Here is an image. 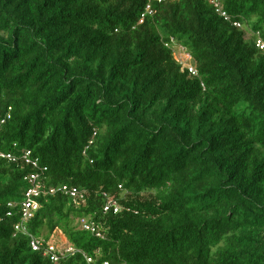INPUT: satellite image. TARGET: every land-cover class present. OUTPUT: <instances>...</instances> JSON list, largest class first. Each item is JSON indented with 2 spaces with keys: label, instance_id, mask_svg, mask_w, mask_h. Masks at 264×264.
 I'll return each instance as SVG.
<instances>
[{
  "label": "trees",
  "instance_id": "16d2710c",
  "mask_svg": "<svg viewBox=\"0 0 264 264\" xmlns=\"http://www.w3.org/2000/svg\"><path fill=\"white\" fill-rule=\"evenodd\" d=\"M148 1L0 0V154L85 193L41 197L27 226L65 235L54 263L9 208L34 169L0 158V264H264V0L165 2L141 24Z\"/></svg>",
  "mask_w": 264,
  "mask_h": 264
},
{
  "label": "built area",
  "instance_id": "2783aa9c",
  "mask_svg": "<svg viewBox=\"0 0 264 264\" xmlns=\"http://www.w3.org/2000/svg\"><path fill=\"white\" fill-rule=\"evenodd\" d=\"M173 1L176 0H149L141 15L140 23L143 24L147 18L154 17L156 14L155 6L157 4ZM215 7L226 21L230 20L229 16L224 11H222V8H220L218 4H215ZM236 26L241 28L240 24H236ZM167 47L173 50L177 62L183 67V71L188 70L192 76H198L195 61L187 48L179 44L175 39H172L171 43L167 44ZM257 47L262 52H264V41L261 38L258 39ZM8 119H10V116H8ZM6 122L7 121L5 119L0 125L3 126L6 124ZM2 126H0V132ZM21 157L22 158L20 159V157L13 153L0 154V158L12 164H17L23 160V162H25L28 166H31L35 171V173L29 175L26 178V181L28 182V189L25 193L23 201L20 204L11 203L9 205L10 209L18 208L21 215V223L16 225L15 230L18 234L27 236L30 239V247L33 252H41L43 253L44 257L49 258L54 263H57L64 255L74 254L75 249L71 246H67V248L62 250L53 240L46 241L43 238L34 237L29 234L27 226L33 219H35L37 213L42 207L39 202L41 197L55 196L59 193H62L74 199L78 204H81L84 201L85 193L81 192L77 188H70L66 185L51 188L43 186V175L48 172V168L46 166H42L40 158L35 157L31 150H25ZM112 210H114V213L116 214L121 211L118 203L115 200L107 198L105 204V213H108ZM9 217H12V213H9ZM79 226L81 230L90 232L98 238H103L98 228L89 218L80 219ZM85 258L88 264H95L94 259L87 257L86 255Z\"/></svg>",
  "mask_w": 264,
  "mask_h": 264
},
{
  "label": "rangeland",
  "instance_id": "374dc122",
  "mask_svg": "<svg viewBox=\"0 0 264 264\" xmlns=\"http://www.w3.org/2000/svg\"><path fill=\"white\" fill-rule=\"evenodd\" d=\"M244 28H245V30L251 31L253 29V26H252V24H245ZM57 235L60 237V241L57 243H58L60 249L64 250L68 246V243L66 245H64V243L67 242V238L60 231L57 232Z\"/></svg>",
  "mask_w": 264,
  "mask_h": 264
},
{
  "label": "crops",
  "instance_id": "0c3cea01",
  "mask_svg": "<svg viewBox=\"0 0 264 264\" xmlns=\"http://www.w3.org/2000/svg\"><path fill=\"white\" fill-rule=\"evenodd\" d=\"M53 239L56 241V242H59L60 241V237L57 235V233H55V235L53 236ZM68 243L69 245V241L67 240L66 243H64V245H66Z\"/></svg>",
  "mask_w": 264,
  "mask_h": 264
},
{
  "label": "clouds",
  "instance_id": "9594fccd",
  "mask_svg": "<svg viewBox=\"0 0 264 264\" xmlns=\"http://www.w3.org/2000/svg\"><path fill=\"white\" fill-rule=\"evenodd\" d=\"M259 38L262 39L261 36H258V39H259ZM262 40H263V39H262ZM263 41H264V40H263ZM257 42H258V40H257ZM256 46H257V43H256ZM185 48H186V47H185ZM26 191H27V190H26ZM25 193H26V192H25ZM24 196H25V195H24ZM21 202H22V201H21ZM21 202H20V203H21ZM20 203H16V204H20ZM16 209H18V208H16ZM52 240L55 241L53 238H52ZM50 241H51V240H50ZM55 242H56V241H55ZM56 243H57V242H56ZM57 244H58V243H57ZM68 246H70V244H69ZM45 258H46V257H45Z\"/></svg>",
  "mask_w": 264,
  "mask_h": 264
}]
</instances>
